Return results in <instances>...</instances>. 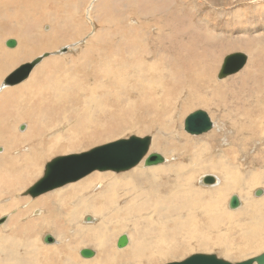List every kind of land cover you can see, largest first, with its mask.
I'll list each match as a JSON object with an SVG mask.
<instances>
[{
    "label": "rangeland",
    "instance_id": "obj_1",
    "mask_svg": "<svg viewBox=\"0 0 264 264\" xmlns=\"http://www.w3.org/2000/svg\"><path fill=\"white\" fill-rule=\"evenodd\" d=\"M22 1L0 6V83L21 64L45 52L53 54L33 69L30 76L36 78L29 89L18 87L30 76L8 89L21 92L0 96V231L25 240L15 244L13 252L0 248L1 256H26L29 249L33 259H24V264H70L58 259L57 250L52 255L45 247L60 244L62 252L80 262L85 259L81 249L100 253L102 243V264H165L194 253H215L238 262L263 253L264 193L259 196L256 190H264V0H47V5L27 0L37 2L31 8L19 5ZM73 8L77 17L74 13L67 21L70 15L65 12ZM41 29L44 36L37 33ZM10 38L18 42L14 48L6 45ZM21 40L33 51L23 53L25 57L11 55ZM43 42L50 46L44 48ZM64 47L68 51L61 52ZM237 51L248 55L245 67L218 79L224 57ZM117 82H123L122 87ZM197 109L210 114L214 127L191 135L184 120ZM55 135H62V142L41 166L21 162L24 153L34 154L31 147L40 141L58 146ZM130 135H151L150 152L166 157V170L144 180L142 174H131L133 181L117 180L144 165L142 161L121 172L94 171L38 197L23 194L54 157ZM209 174L222 182L203 185L201 177ZM230 178L238 182L233 188H216ZM87 179L95 181L85 191L74 188L59 200L50 196ZM83 194L89 201L93 195H107L97 202L100 210L107 209L98 212L94 222L83 219L85 213H96L92 206L83 205L82 215L74 219L64 216L68 204L75 206ZM234 195L243 202L235 209L229 204ZM123 205L127 207L120 208ZM104 218L111 233L103 229L98 237L91 231L78 236V228L98 225ZM29 221L32 238L23 228L17 230ZM46 221L49 227L44 229ZM6 222L10 225L3 227ZM46 234L56 241L44 242ZM122 234L131 237L128 253L123 251L127 247L117 246ZM208 240L212 243L201 247ZM34 243L39 246L36 255ZM226 247L234 254L225 253Z\"/></svg>",
    "mask_w": 264,
    "mask_h": 264
},
{
    "label": "water",
    "instance_id": "obj_2",
    "mask_svg": "<svg viewBox=\"0 0 264 264\" xmlns=\"http://www.w3.org/2000/svg\"><path fill=\"white\" fill-rule=\"evenodd\" d=\"M6 45L14 48L17 45V40L10 38L6 41ZM68 49V47H64L61 52H66ZM50 55V52H45L32 61L21 64L4 78L1 86H14L25 81L31 75L33 69L45 57ZM248 60V55L243 52L237 51L227 54L219 70L218 79H224L239 72L245 67ZM213 127L214 121L204 109H197L189 113L184 120V129L191 135L207 133ZM152 141L153 137L151 135L142 137L130 135L128 138H120L81 153L56 156L46 163L43 175L28 187L23 194L38 197L70 182L80 180L97 170L121 172L137 166L142 161L146 166L162 164L166 161L165 157L158 152H150ZM215 179V176L207 175L204 177V182L212 184ZM260 191H257L258 195ZM240 204L241 200L237 195L231 197V208H238ZM2 222H4V219L0 220V224ZM44 240L47 243H52L55 241V237L46 234ZM128 243L129 237L127 234L119 236L117 242L119 248L127 246ZM80 254L85 258H92L96 255V251L92 248H83ZM166 264H264V252L238 262H231L215 253H194L184 260L171 261Z\"/></svg>",
    "mask_w": 264,
    "mask_h": 264
},
{
    "label": "bare ground",
    "instance_id": "obj_3",
    "mask_svg": "<svg viewBox=\"0 0 264 264\" xmlns=\"http://www.w3.org/2000/svg\"><path fill=\"white\" fill-rule=\"evenodd\" d=\"M11 0H0V6L2 5L3 7H5V6H7V5H4V4H7V3H9ZM46 1L47 0H44V4L45 5H47V3H46ZM36 3L35 5H37V2L36 1H27V0H25V1H22V3L20 4V2H19V5H23L24 4V6H23V8H31V4L32 3ZM91 3H89V5H90ZM71 5H72V3H71ZM75 5H76V3H75ZM263 5V4H262ZM260 6V5H259ZM74 12H68V11H66L65 12V16H68V15H70V17H68V20L67 21H69V20H72V19H69V18H71V16L75 13V15H76V17H77V10L78 9H75V8H73L72 9ZM47 12V11H46ZM35 13H37V12H35ZM39 13V12H38ZM46 14H48V13H46ZM46 14H36V15H46ZM237 15V14H236ZM235 15V16H236ZM240 16V15H239ZM20 19V18H19ZM19 19L17 20V22L19 21ZM33 19H35V22H38V18L37 17H34ZM238 19H240V18H238ZM29 20V18H28V15H27V18H26V21H28ZM60 20V19H59ZM67 21H64V22H67ZM93 21V20H92ZM33 23H35L34 21H32ZM42 25V24H41ZM38 34H41V35H43L44 34V30H40V31H38L37 32ZM31 36H34L33 34L31 35ZM44 36V35H43ZM22 41V43H21V46L20 47H17V48H19V49H17V51H15V52H13V51H11V55H16V56H21V57H25L26 56V54H28V53H30V51H33V48H31V46L30 45H26V42H25V40H21ZM45 41V40H44ZM18 43V42H17ZM44 43V42H43ZM42 43V44H43ZM43 46H44V48H47V47H49L50 46V43L49 42H47V43H44L43 44ZM7 53H10V52H7ZM16 53V54H15ZM23 53H26V54H23ZM53 53H51V55H52ZM1 55H2V53H0V57H1ZM43 55V54H42ZM10 57H8V59H9ZM45 59V58H44ZM43 59V60H44ZM102 59V58H101ZM42 60V61H43ZM41 61V62H42ZM241 71V70H240ZM239 71V72H240ZM238 73V72H237ZM32 74H33V72H32ZM31 74V75H32ZM35 74V73H34ZM39 74V73H38ZM236 74V73H235ZM7 75H8V73H7ZM6 75V76H7ZM141 75V74H140ZM232 75H234V74H232ZM5 76V77H6ZM30 78H31V76H30ZM29 78V79H30ZM36 78V77H35ZM34 78V79H35ZM34 79H30V80H28V82L26 83V82H24V83H26V84H24L23 86H21V87H18V88H22V87H25L24 89L25 90H27V89H29L30 88V84H31V82H32V80H34ZM220 80H222V79H220ZM3 82V81H2ZM36 82V81H35ZM122 84H123V82L122 83H116V85L118 86V87H122ZM226 84V83H225ZM2 84L0 83V96L1 95H7V94H10V93H18V92H21V89H13L14 91H11V90H8V89H11L12 88V86H1ZM15 86V85H14ZM216 86H219V85H216ZM39 88H41V86L39 87ZM6 90H8V91H6ZM6 91V92H5ZM5 92V93H4ZM36 92V91H35ZM34 92V93H35ZM42 94V93H41ZM40 94V95H41ZM37 95V94H36ZM35 95V96H36ZM31 96V95H30ZM18 105V104H17ZM23 106V105H22ZM24 107H25V105L23 106V108H21V109H19V110H23L24 109ZM22 113V112H21ZM33 113V112H32ZM165 122V121H164ZM153 123V122H152ZM27 125V124H26ZM28 126V125H27ZM21 131H22V129H21ZM37 134H41L40 132L39 133H37ZM26 135V134H25ZM73 135H76V133H74ZM73 135H72V137H73ZM61 137H62V135H55L54 136V140L55 141H57L58 142V146L55 144V143H53V144H51V145H49V143H51V142H49V143H47V142H43V141H40L39 142V145H35V146H33L32 144V147L31 148H33L34 147V154H25L24 153V156L22 157V158H20V160H21V162L22 161H25L24 163H26V166L28 165V164H33V166H36V167H38V165L39 166H41V162H43L42 160L44 159V158H46V157H48L53 151L52 150H54V148H58L59 146H60V144H61V142H62V139H61ZM142 137V136H141ZM243 137V136H242ZM128 138V137H127ZM245 138H246V136H245ZM249 138V137H248ZM253 138V137H252ZM255 138V137H254ZM253 138V139H254ZM73 139V138H72ZM72 139H70L69 141H73ZM247 139V138H246ZM17 141V140H16ZM68 141V142H69ZM242 141V140H241ZM54 142V141H53ZM112 142V141H111ZM71 143V142H70ZM243 144H245V143H243ZM98 146H100V145H98ZM152 146V145H151ZM10 147V146H9ZM8 147V148H9ZM96 147V146H95ZM1 148V147H0ZM94 148V147H93ZM4 149V148H3ZM10 149V148H9ZM40 150V151H39ZM4 151V150H3ZM87 151V150H86ZM25 152V151H24ZM27 153V152H26ZM79 153H81V152H79ZM6 154V153H5ZM20 154V153H19ZM74 154V153H73ZM161 154V153H160ZM66 155H68V154H66ZM19 156V155H18ZM61 156H63V155H61ZM65 156V155H64ZM164 156V155H163ZM0 157H4V155H0ZM16 157V156H15ZM165 157V156H164ZM3 159V158H2ZM5 159H7V158H5ZM165 159H166V157H165ZM8 160V159H7ZM10 160H12V161H14V157H13V159L11 158ZM235 160V159H234ZM3 161H4V159H3ZM230 161V160H229ZM4 163V162H3ZM142 163V162H141ZM5 164V163H4ZM8 164V162L6 163V165ZM22 164V163H21ZM10 165V164H9ZM145 165V164H144ZM144 165H140V166H138V167H136L134 170H132L131 171V173L130 172H128L127 174L125 173V174H122L121 176L122 177H116V178H118L117 180H119L120 178H122V179H125V178H127V179H129V180H131V181H133V178H135L134 176H132L131 174H134V175H136V176H138L139 174L141 175L142 174V177H144V178H142L143 180L145 179V177L147 176V175H149V174H151V175H154V176H156L157 174H159L161 171H165L166 170V166L168 165V163H162V164H159L158 166L157 165H151V166H144ZM238 165V164H237ZM243 165V164H242ZM0 167H2V166H0ZM10 167H13V166H10ZM217 167V166H216ZM219 167V166H218ZM2 169V168H1ZM0 169V170H1ZM42 171V168L41 167H39V171ZM199 170H201V169H199ZM260 170V169H259ZM110 172H111V170H109ZM1 172V171H0ZM6 172V171H5ZM43 172V171H42ZM99 172V171H98ZM116 172V171H115ZM253 172V171H252ZM256 172H257V170H256ZM2 173V172H1ZM259 174H260V172H258ZM91 174V173H90ZM101 174V173H100ZM209 175H211V174H209ZM2 175H0V177H1ZM101 176V175H100ZM207 176V175H206ZM86 177V176H85ZM153 177V176H152ZM204 177L205 176H202L201 177V183L204 185L205 184V182H204ZM216 177V179H215V182L214 183H216L217 182V180L219 181L218 183H220V182H222V180H221V178H220V176H215ZM238 177H240V176H238ZM101 178V177H100ZM4 179V178H3ZM101 180V179H100ZM99 180V181H100ZM233 179H227L226 180V184H225V186H215L216 188H219V189H222L223 187H226V189L228 190L230 187L231 188H233L234 187V184L235 183H238V182H236V181H232ZM78 181V180H77ZM95 180H92V179H87V180H85V181H83V182H81V183H78V184H73V185H70L69 187H66V188H62V189H60L59 191H56L55 193H53V195H50V196H52V197H55V198H57L58 200L61 198V197H64L65 195H67V192H69V191H73L74 190V188H75V190H79V191H82V190H87L90 186H93V182H94ZM111 181V180H110ZM135 181V180H134ZM74 182H76V181H74ZM116 182V181H115ZM70 183H72V182H70ZM99 183H101V184H103L102 182H99ZM214 183H212V184H214ZM217 183V184H218ZM69 184V183H68ZM116 184V183H115ZM99 185V184H98ZM206 185V184H205ZM209 185V184H208ZM211 185V184H210ZM190 188H191V190H192V186L190 185L189 186ZM189 187H187V188H189ZM193 188H194V186H193ZM152 189L154 190V187L152 186ZM185 189H186V187H185ZM115 190V189H114ZM258 190H260V189H257L256 190V192L258 191ZM212 191V190H211ZM78 192V191H77ZM180 192V191H179ZM187 192V191H186ZM190 192V191H189ZM218 192V191H217ZM264 193V190H261L260 192H259V196L260 195H262L263 193ZM212 194V193H211ZM256 194V193H255ZM86 195V194H85ZM84 194H83V198H82V196H79L81 199L78 201H76V203H75V206H71V203L70 204H68L69 205V207H68V209H67V211H64V213H65V215L64 216H66L67 218H68V220H71V219H74L77 215L78 216H81L82 214V207H83V205H85L84 207L86 208V206H92V208H93V211L94 212H96L95 214H87V213H85V214H83V219L86 221V222H94V221H96V216H97V213L98 212H101V213H104L103 212V210H106L107 208L106 207H104L102 210H100L101 208V206H99V204L97 203L98 202V200L99 199H106V194H100V195H98L97 197L95 196V195H93V196H91V198L92 199H94V200H91V201H89L88 199H89V195L88 196H85ZM179 195V194H178ZM189 195V194H188ZM50 196H48L47 198H50ZM238 196V195H237ZM256 196H258V195H256ZM76 197V196H75ZM74 196H72L71 195V198L72 199H74L75 198ZM183 197V196H182ZM239 197V196H238ZM240 198V197H239ZM260 198V197H259ZM14 199V198H13ZM219 199V198H218ZM46 200V198H43V199H41V202H43V201H45ZM259 200V199H258ZM73 201V200H72ZM61 203H63V202H61ZM194 203V202H193ZM242 203L243 202H241V204L240 205H242ZM229 204H230V202H229ZM255 204V203H254ZM254 204H253V206H254ZM73 205V204H72ZM187 205H189V204H187ZM257 204H255V206H256ZM259 206H260V203L258 204ZM125 207H127L126 205H123V206H120V208H125ZM185 207V206H184ZM241 207V206H240ZM258 207V206H257ZM190 208V207H189ZM169 209V208H168ZM188 209V208H187ZM231 209V208H230ZM254 209V208H253ZM260 209V208H259ZM36 211L35 212H37V213H39V214H41L42 213V209L41 208H37V209H35ZM232 210H234V209H232ZM255 210V209H254ZM257 210V209H256ZM44 211V210H43ZM153 211V210H152ZM259 211V210H258ZM27 212V211H26ZM63 211H61V213H62ZM154 212V211H153ZM46 213V212H45ZM60 213V214H61ZM131 213V212H130ZM163 213V212H162ZM165 214V213H164ZM163 214V215H164ZM62 215V214H61ZM77 216V217H78ZM143 216V215H142ZM151 216V215H150ZM45 218V217H44ZM156 219V218H155ZM178 219V218H177ZM189 219V218H188ZM191 219H192V217H191ZM98 220V219H97ZM193 220V219H192ZM23 221V220H22ZM32 221V220H31ZM31 221H29L28 223H20V225H21V227L20 228H18L17 230H20L21 228H23V230L24 231H26V236H27V234L29 235V233H31V231H33L31 234H33L35 231L31 228V227H28L30 224V222ZM157 221V220H156ZM161 221H162V219H161ZM186 221V220H185ZM10 222V221H9ZM36 222V221H35ZM83 222V221H82ZM158 222V221H157ZM183 222V221H182ZM257 222V224L256 225H259L260 224V221L259 220H257L256 221ZM45 223V222H44ZM110 222H109V219L108 218H104V220L102 221V223H100V224H98V225H95V226H89V227H86V228H78L77 230V233H78V236H80L81 237V234H83L84 232H86V231H91L96 237H98L99 235H101L102 234V232L104 231L103 229H106V232H103L104 234H106L107 235V232L109 233L110 231H111V229H112V227H110V225L111 224H109ZM174 223V222H173ZM48 224H49V222L48 221H46V223L44 224V226H43V228L44 229H47L49 226H48ZM84 224V223H83ZM138 224H139V222H138ZM151 224V223H150ZM160 224V223H159ZM192 224V223H191ZM10 225V223H5L4 225H2L3 227H8ZM185 225V224H184ZM1 226V227H2ZM80 226V225H79ZM129 226V225H128ZM2 227V228H3ZM59 227V226H58ZM144 227H145V225H144ZM156 228V227H155ZM165 228V227H164ZM136 229V228H135ZM145 229V228H144ZM144 229H141V232H142V230H144ZM62 230V229H61ZM70 230V229H69ZM63 231V230H62ZM167 231V230H166ZM245 232V231H244ZM55 233V232H54ZM59 233H60V231H59ZM76 233V234H77ZM111 233V232H110ZM182 233V232H181ZM259 233V232H258ZM63 234V233H62ZM65 234V233H64ZM85 235V234H84ZM114 236V235H113ZM105 237V236H104ZM115 237V236H114ZM128 237H130V236H128ZM137 237V236H136ZM164 237V236H163ZM29 238H32V235H29ZM165 238V237H164ZM164 238H162V239H164ZM66 239V238H65ZM141 239V238H140ZM29 240V239H28ZM41 240V239H40ZM39 240V243L42 241H40ZM67 240V239H66ZM166 240V239H165ZM190 240V239H189ZM34 241V240H33ZM55 241H56V238H55ZM138 241V240H137ZM158 241V240H157ZM157 241H155V242H157ZM23 242H25V240L24 241H21V240H18V239H16V238H14L13 236H4V234H3V232H2V230L0 231V248H4V250L5 249H9L11 252H13V250L15 249L13 246L15 245V244H22ZM45 242V241H44ZM101 242H103V241H101ZM118 242V241H117ZM57 243V242H56ZM134 243V242H133ZM139 243H140V241H139ZM176 243V242H175ZM174 243V244H175ZM212 242L211 241H206L205 243H203V244H201V247H207L208 245H210ZM225 243L226 242H224V246H225ZM49 244H51V243H49ZM104 244L105 243H102L101 245H100V253H96V257L95 258H93V259H87V258H85V257H83V258H85L84 260L81 258V261L79 262V261H76L75 259H74V256H72V253H69V252H67V253H69V254H67V253H64V252H62L61 250H60V247H59V245L60 244H58V245H54V246H51V247H45V250H46V252L48 253V254H55V250H57L58 252H57V254H58V259L61 261V262H63V261H65V263L67 262H70V264H73L72 262H75V263H80V264H102V261H103V256H102V254H104L103 253V247H105L104 246ZM141 244V243H140ZM144 244V243H143ZM142 244V245H143ZM162 244V243H161ZM160 244V245H161ZM34 245V249H33V253L36 255V252H37V250H38V244L37 243H34L33 244ZM157 246H158V244H156ZM182 245V244H181ZM67 246H69V244L67 245ZM72 246V245H71ZM130 246H131V237L129 238V243L127 244V246H125V247H123V248H121V249H124V248H126L127 247V249H125V250H123L124 252H129L130 251ZM140 246V245H139ZM151 246H153V245H151ZM64 247V246H63ZM78 247V246H77ZM154 247H156V246H154ZM163 247V246H162ZM165 247V246H164ZM168 247V246H167ZM170 247V246H169ZM173 247V246H172ZM175 247V246H174ZM80 248V247H79ZM134 248V247H133ZM227 248V250L225 251V253H227L228 255H231V254H234V252L232 251V248H230V247H226ZM69 249V248H68ZM118 249H119V247H118ZM156 249V248H155ZM175 249H176V247H175ZM8 250V251H9ZM29 249H26V252H27V255L26 256H20V254L19 255H12V254H10L9 252L6 254L7 255V257H9V258H4V257H2L1 256V254H0V264H24L25 262H24V259H26V260H32L33 259V256L31 257L30 256V251H28ZM43 250V249H42ZM75 250V249H74ZM73 250V251H74ZM132 250V249H131ZM134 250V249H133ZM5 251H7V250H5ZM69 251V250H68ZM145 251V250H144ZM144 251H143V253H144ZM166 251V250H165ZM176 251V250H175ZM2 251H0V253H1ZM66 252V251H65ZM80 252H81V250H80ZM122 252V251H121ZM133 252V251H132ZM156 253V252H155ZM160 253V252H159ZM169 253L171 254V251H169ZM33 254V255H34ZM118 254V253H117ZM138 254V253H137ZM168 254V253H167ZM226 254V256L227 257H230V256H228ZM5 255V256H6ZM135 255V254H134ZM156 255V254H155ZM172 255V254H171ZM259 255V254H258ZM152 256V255H151ZM163 255H161V257H162ZM257 256V255H256ZM133 257V256H132ZM138 257V256H137ZM165 257H167V256H165ZM169 257V256H168ZM220 257V256H219ZM254 257V256H253ZM52 258L53 259H55V257L54 256H52ZM135 258V257H134ZM221 258H223V257H221ZM248 258V257H247ZM249 258H252V257H249ZM168 259V258H167ZM224 259H226V260H228V258H224ZM116 260V259H115ZM120 260V259H119ZM133 260V259H132ZM138 260V259H137ZM184 260V259H183ZM246 260V259H245ZM230 261V260H229ZM35 262V261H34ZM139 262V261H138ZM137 262V263H138ZM37 264V263H36ZM38 264H40L39 262H38ZM63 264H64V262H63ZM166 264V263H165Z\"/></svg>",
    "mask_w": 264,
    "mask_h": 264
}]
</instances>
